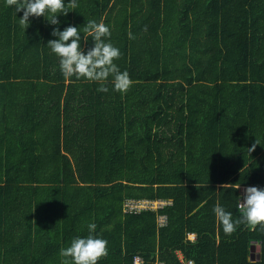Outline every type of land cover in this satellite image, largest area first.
I'll use <instances>...</instances> for the list:
<instances>
[{
  "label": "trees",
  "instance_id": "trees-1",
  "mask_svg": "<svg viewBox=\"0 0 264 264\" xmlns=\"http://www.w3.org/2000/svg\"><path fill=\"white\" fill-rule=\"evenodd\" d=\"M77 4L59 25L30 17L23 29L0 0V264H61L89 223L108 241L98 264H264V230L227 236L213 211L235 220L238 185L264 188V0ZM87 20L109 27L126 94L111 78L106 93L65 81L47 43ZM145 198L173 202L126 211Z\"/></svg>",
  "mask_w": 264,
  "mask_h": 264
},
{
  "label": "clouds",
  "instance_id": "clouds-1",
  "mask_svg": "<svg viewBox=\"0 0 264 264\" xmlns=\"http://www.w3.org/2000/svg\"><path fill=\"white\" fill-rule=\"evenodd\" d=\"M5 4L14 7L16 13L23 12L19 17V25L23 29L29 27L30 17H45L50 24L59 25L60 14L67 16L70 11L78 8L77 0H68L67 4L65 0H5ZM81 32L84 34L83 37ZM52 35L58 39L49 40L47 45L59 58V69L66 82L73 77L95 82L99 84L97 91L106 93L109 91L107 84L111 78L114 91L124 95L130 90L133 81L129 73L126 70L121 71L115 63L121 58V52L111 43V31L103 21L87 20L82 31L71 25L63 31L56 27ZM128 35L130 39L135 38L131 31ZM89 37L92 38L94 46L85 54L81 40L87 41ZM258 144L260 143L256 139L251 148H248L249 151H255ZM196 187L199 188V183ZM239 188L240 186L237 187ZM238 209L241 215L234 220L232 213L226 211L219 202L214 206L216 220L225 235L231 236L242 224L251 229L259 227L264 230V188L258 186L244 188ZM96 227L95 223H89L87 236H76L69 246L60 249L61 264H98L101 259L108 256V241L94 235ZM180 254L182 253H179V256Z\"/></svg>",
  "mask_w": 264,
  "mask_h": 264
},
{
  "label": "built area",
  "instance_id": "built-area-1",
  "mask_svg": "<svg viewBox=\"0 0 264 264\" xmlns=\"http://www.w3.org/2000/svg\"><path fill=\"white\" fill-rule=\"evenodd\" d=\"M240 192L248 186H253L250 184H239ZM173 201L171 199L165 198H145L142 200H127L126 201V211H141L142 209H159L163 208L167 204H171ZM137 213V212H136ZM157 223L159 227L165 226L169 223V217L166 213H160L157 215ZM191 239L195 238V234L190 235ZM181 253V252H179ZM180 258L183 256L180 254ZM133 264H146L145 257L141 254H135L133 259ZM157 264H165L163 260H157ZM187 264H193L192 261H188Z\"/></svg>",
  "mask_w": 264,
  "mask_h": 264
},
{
  "label": "water",
  "instance_id": "water-1",
  "mask_svg": "<svg viewBox=\"0 0 264 264\" xmlns=\"http://www.w3.org/2000/svg\"><path fill=\"white\" fill-rule=\"evenodd\" d=\"M260 246H258V248H259ZM255 253H256V247H255V245H253L252 246V258H254L255 257ZM259 257V254H257V258Z\"/></svg>",
  "mask_w": 264,
  "mask_h": 264
},
{
  "label": "crops",
  "instance_id": "crops-1",
  "mask_svg": "<svg viewBox=\"0 0 264 264\" xmlns=\"http://www.w3.org/2000/svg\"><path fill=\"white\" fill-rule=\"evenodd\" d=\"M192 233H194L195 234V237H196V233L195 232H189L188 233V237L190 238V235L192 234ZM182 256H183V254H181ZM184 258V257H183Z\"/></svg>",
  "mask_w": 264,
  "mask_h": 264
}]
</instances>
